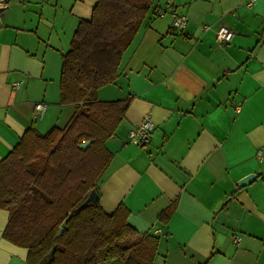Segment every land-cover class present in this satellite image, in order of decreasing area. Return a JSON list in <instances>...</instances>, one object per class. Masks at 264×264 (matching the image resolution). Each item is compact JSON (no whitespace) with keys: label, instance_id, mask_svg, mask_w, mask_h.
<instances>
[{"label":"crops","instance_id":"crops-1","mask_svg":"<svg viewBox=\"0 0 264 264\" xmlns=\"http://www.w3.org/2000/svg\"><path fill=\"white\" fill-rule=\"evenodd\" d=\"M94 3L10 0L0 9V160L28 128L45 133L73 115L60 102L62 55ZM220 26L233 32L224 44ZM118 71L97 90L101 100L130 97L105 142L102 209L123 205L130 225L158 238L153 264H264V0H153ZM146 115L153 129L138 144L128 133ZM8 217L0 208V264H30L27 248L3 236Z\"/></svg>","mask_w":264,"mask_h":264},{"label":"trees","instance_id":"trees-1","mask_svg":"<svg viewBox=\"0 0 264 264\" xmlns=\"http://www.w3.org/2000/svg\"><path fill=\"white\" fill-rule=\"evenodd\" d=\"M152 2L95 0L62 55L60 102L73 104V115L45 133L28 128L0 160L3 236L27 248L30 264H153L158 238L130 225L123 205L106 213L96 187L111 158L105 142L130 101L101 100L97 90L117 78ZM92 189L97 199L79 207ZM170 210L158 217L166 221Z\"/></svg>","mask_w":264,"mask_h":264},{"label":"built area","instance_id":"built-area-1","mask_svg":"<svg viewBox=\"0 0 264 264\" xmlns=\"http://www.w3.org/2000/svg\"><path fill=\"white\" fill-rule=\"evenodd\" d=\"M247 4H252L255 0H246ZM10 3V0H0V9L6 8ZM186 24V18L185 17H175L172 22V26L175 28H182ZM233 36V32L226 26H220L216 30V39L220 44L227 43L231 40ZM19 85L18 82H14L13 86L17 87ZM46 107V104L44 102H35L34 103V110L36 112H42ZM153 129V122L151 121L150 117L148 115L145 116V118L137 124L135 127L130 129L128 135L131 141L143 144L145 143L152 132ZM239 240L238 237H234V241L237 242Z\"/></svg>","mask_w":264,"mask_h":264},{"label":"water","instance_id":"water-1","mask_svg":"<svg viewBox=\"0 0 264 264\" xmlns=\"http://www.w3.org/2000/svg\"><path fill=\"white\" fill-rule=\"evenodd\" d=\"M88 143H89V141H85V142L80 143L79 146L84 148L88 145ZM253 177H254V174L250 173V174L244 176L242 179H240L237 183H238V185L245 184V183L249 182ZM96 199H97V193H96L95 189H92L88 193L86 198L82 201V203L79 205V207L84 206L88 202L95 201Z\"/></svg>","mask_w":264,"mask_h":264},{"label":"rangeland","instance_id":"rangeland-1","mask_svg":"<svg viewBox=\"0 0 264 264\" xmlns=\"http://www.w3.org/2000/svg\"><path fill=\"white\" fill-rule=\"evenodd\" d=\"M90 15V14H89ZM87 18H88V16H87Z\"/></svg>","mask_w":264,"mask_h":264}]
</instances>
